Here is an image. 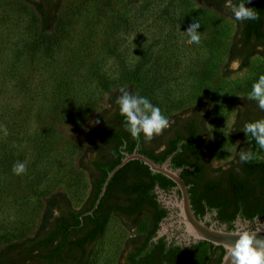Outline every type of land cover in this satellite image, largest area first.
<instances>
[{
    "label": "rangeland",
    "instance_id": "1",
    "mask_svg": "<svg viewBox=\"0 0 264 264\" xmlns=\"http://www.w3.org/2000/svg\"><path fill=\"white\" fill-rule=\"evenodd\" d=\"M192 19L201 23L198 45L184 31ZM235 32L228 14L201 0H60L56 23L45 27L31 2L0 0V253L35 233L52 194L76 209L84 204L90 133L122 87L158 105L168 124L206 104L212 164L226 165L240 142L233 130L240 104L264 74L261 53L245 68L228 63ZM52 33L59 39L35 46ZM17 161L26 164L19 176ZM141 228L110 216L89 264H117ZM204 249L195 260L205 259Z\"/></svg>",
    "mask_w": 264,
    "mask_h": 264
},
{
    "label": "trees",
    "instance_id": "2",
    "mask_svg": "<svg viewBox=\"0 0 264 264\" xmlns=\"http://www.w3.org/2000/svg\"><path fill=\"white\" fill-rule=\"evenodd\" d=\"M27 1L31 2L41 15L44 27L56 23L60 0ZM201 1L224 11L236 22V32L228 49V63L239 60L240 67L245 68L253 56L258 53L264 54V0H251L248 6L254 8L259 18L242 22L236 21L231 13L224 9V0ZM53 35L54 33L41 35L35 46L37 47L43 41L51 42V40L59 39L55 38L56 36L52 37ZM63 90L65 92L62 101L69 103L70 95L67 87ZM118 95H120L119 91L110 98L111 106L99 113L95 121L97 130L90 133L93 141L90 151L93 155L89 156L88 161L82 162V167L90 173L91 191L84 204L76 209L65 195L52 194L46 200L47 208L35 233L8 244L0 253V264H89L93 249L102 238L111 215L133 213L136 216L133 225H139L142 222V228H147V220L143 218L150 207L158 209L157 214L162 211L156 196L152 194L154 187L159 185L160 188L168 190L174 187L175 183L160 173H153L139 160L128 162L114 174L98 207L92 214H87L94 208L108 174L122 161L126 153L137 151L157 163H163L177 150L172 167L175 169L183 167L181 175L189 185L193 208L202 200L218 201L216 199H220L218 192L221 181L205 177L197 161L180 158L183 153L193 150L198 144L200 136L197 135L194 126L199 117L203 125H206L208 119L206 104L191 109L192 120L191 128H187L188 137L185 138L181 133L172 141L171 149L160 153L156 151L155 145H143L144 141L156 144L159 141L158 135L150 140L145 139L143 135L133 138L125 130L123 117L120 116L118 105L115 103ZM70 104L72 106V103ZM260 118H264V111L260 110L253 100L244 98L238 109L233 130L235 136L243 137L240 149H244L243 146L246 143L247 149L251 148L258 152L259 156L264 157V151H260L254 141L249 144L242 130L245 122ZM47 132L49 131H44L43 136L52 135ZM182 140L186 142L179 145L178 143ZM209 142H211L210 139ZM237 157L239 159L238 154ZM226 181L233 193V198L239 204H249L257 214L264 213V159L240 162L237 168L227 172ZM56 211L58 214L55 213ZM207 244L209 243L201 241L183 254L184 256L179 254L180 247L176 246L171 252V264H205L208 260ZM205 246L206 249L203 250L205 259L195 260V254ZM143 252L144 250L134 258L133 264H167L166 259L152 255V250H148L141 256ZM187 257H190L189 261L185 262Z\"/></svg>",
    "mask_w": 264,
    "mask_h": 264
},
{
    "label": "flooded vegetation",
    "instance_id": "3",
    "mask_svg": "<svg viewBox=\"0 0 264 264\" xmlns=\"http://www.w3.org/2000/svg\"><path fill=\"white\" fill-rule=\"evenodd\" d=\"M191 116L192 112L190 111L184 116H179V118L174 119L170 124H168L164 130L157 134L159 136V141L156 142L157 145L150 141H144L143 145H155L157 152L165 153L167 150L171 149L172 141L175 140L181 133H183L185 138L188 137L187 128H191ZM201 121L199 117L196 120L194 126L197 135L200 136L198 144L195 145L193 150L183 153L180 158L183 157V159L181 160L189 159L197 161V163L201 165V171L203 172L205 177L215 178L221 181L218 192L220 195V199H216L218 201L202 200L200 204L193 208L195 214L198 215L201 219L205 220L208 225L228 231L234 230L235 226L245 224L246 222L252 221L256 217H259L261 223H264V213L257 214L255 212V209L250 207L248 203H245L248 205L239 204L238 201L233 198V193L231 192L228 182L226 181L227 172L237 168V166L240 164L237 154L240 150L241 143L243 142V137L236 136V138H238L240 142L235 156L226 165L215 167L212 164V143L209 142L210 138L207 126H204ZM184 142L186 141L182 140L178 144L181 145ZM243 148L247 149L246 143ZM179 150L181 151V149ZM174 152L175 153H172L168 156H172L170 161L171 166L173 165V158L176 155L177 150ZM214 168L217 169L215 170ZM156 186L154 187L152 194L156 196L157 202L162 211H159V213L157 214L156 210L158 209L150 207L149 212L143 218L144 220H147V228L143 227V230L133 232L126 238L124 246L118 255L117 264H133L134 258L136 256L138 257L142 250H144V252L141 254V256H143L144 253H146L148 250H152V255H156L161 259H166L167 264H171V252L174 251V248L176 246L180 247L179 254L181 256H184L183 254H185L188 250H191L196 244L201 242H191L190 245H187V242L183 240L179 245L178 242L182 240V237L180 236L182 230L172 229L171 226L168 227V231L166 234L160 237L157 241H153V238L157 235L158 230H160L164 224L168 225L171 222V210L166 208L163 202L158 201L159 195L156 192ZM163 190L164 193L168 196L173 193L174 187L172 186L168 190ZM117 217L120 218L122 222H124L133 230L137 226L133 225L136 217L133 213H121V215ZM207 250L208 260L205 264H220L225 254V249L222 246H215L209 243L207 244ZM189 258L190 257H187L185 262H188Z\"/></svg>",
    "mask_w": 264,
    "mask_h": 264
},
{
    "label": "clouds",
    "instance_id": "4",
    "mask_svg": "<svg viewBox=\"0 0 264 264\" xmlns=\"http://www.w3.org/2000/svg\"><path fill=\"white\" fill-rule=\"evenodd\" d=\"M251 0H224L223 7L230 12L236 21L258 19V13L248 5ZM201 23L192 19L186 30L187 40L193 44H200ZM233 66H238V61ZM120 95L116 97L119 114L123 117L125 130L133 137L141 135L150 140L154 134H159L168 125V119L162 114L161 108L153 104L147 97L138 92L133 94L126 87L119 89ZM247 98L257 103L260 110L264 111V74L259 75L251 86ZM249 144L252 141L260 151H264V118L245 122L242 127ZM239 161L247 163L255 159H264L258 152L251 148L240 149L238 152ZM13 174L19 176L26 172V164L17 161L12 166ZM264 230V223L259 217L252 221L234 227V235L237 241L226 247L227 256L231 257L232 264H264V248L255 246L256 234Z\"/></svg>",
    "mask_w": 264,
    "mask_h": 264
},
{
    "label": "water",
    "instance_id": "5",
    "mask_svg": "<svg viewBox=\"0 0 264 264\" xmlns=\"http://www.w3.org/2000/svg\"><path fill=\"white\" fill-rule=\"evenodd\" d=\"M171 158L172 156L168 157L163 163H157L150 157L138 153L137 151L130 154L126 153L122 161L108 174L94 208L87 212V214H92L94 209L98 207L110 180L120 168L133 160L142 161L153 173H160L175 183L173 193L168 196L159 185L156 186V192L159 195L158 201L163 202L165 207L171 210V222L168 225L164 224L163 227L158 230L153 241H157L160 237L166 234L168 227L171 226L172 229L182 230V233L180 234L182 240L178 242L179 245L181 244V241L184 240L187 242V245H190L191 242L197 243L199 241H205L215 246H222L225 249V254L220 264H232L231 257L226 254V247L233 245L238 239V237L233 234L234 230L228 231L210 226L205 220L195 214L191 202L189 185L181 175L183 167L177 169L173 168L170 162ZM255 246L258 248H264V230L256 234Z\"/></svg>",
    "mask_w": 264,
    "mask_h": 264
}]
</instances>
